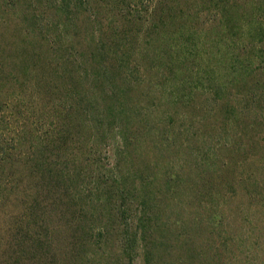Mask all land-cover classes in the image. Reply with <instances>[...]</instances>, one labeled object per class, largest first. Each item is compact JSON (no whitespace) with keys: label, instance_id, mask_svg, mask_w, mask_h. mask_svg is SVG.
<instances>
[{"label":"rangeland","instance_id":"1","mask_svg":"<svg viewBox=\"0 0 264 264\" xmlns=\"http://www.w3.org/2000/svg\"><path fill=\"white\" fill-rule=\"evenodd\" d=\"M27 3L0 0V144L3 158L12 159L0 164V264H128L126 236L139 217L131 209L144 197L155 205L157 264H264V89L252 96L260 101L258 115L244 112L237 118L251 105L243 99L246 92L239 93L251 81L224 96L196 92L182 102L143 96L140 86L131 85L126 107L113 106L110 120L124 135L114 145L95 120L87 127L82 122L91 116H85L84 104L97 105L93 116L101 122L108 119L101 99L112 95L113 85L90 78L79 86L82 102L72 112L81 121L68 122L69 114L57 110L58 95L70 87L67 53L51 48L47 62L36 59L33 48L22 49L13 32L27 30L19 13L58 19L30 10ZM71 24L70 34H81L76 61L86 68L77 54L92 51L84 40L89 20L81 16ZM101 59L94 63L99 68L113 65ZM56 63L64 65L57 75L65 76L67 85L54 75L49 92L37 88L33 79L47 78ZM115 84L122 88L120 81ZM62 129V138L56 136ZM48 154L51 161L59 158L52 166L63 176L35 166L39 155ZM95 160L103 164L101 173H94ZM111 176L119 184L108 180ZM101 178L108 184L98 185ZM121 189L130 209L123 216L102 196L110 192L119 203ZM131 254L132 264H146L141 248Z\"/></svg>","mask_w":264,"mask_h":264},{"label":"trees","instance_id":"2","mask_svg":"<svg viewBox=\"0 0 264 264\" xmlns=\"http://www.w3.org/2000/svg\"><path fill=\"white\" fill-rule=\"evenodd\" d=\"M27 1L30 10L39 8L43 12H51L52 17H56L58 21L45 20L43 13L40 15L19 13L27 30L25 33L21 32L20 27L13 30L14 35L20 37L17 43L19 42L18 44L25 50L32 47L31 53H34L36 59L43 57L46 62L50 59L51 48L57 52L62 50L67 53V57L65 56L63 60H68V65L71 66L68 75L70 87L58 95L61 101L58 102L57 110L69 114L66 116L68 122L77 121L72 110L77 109L78 104L82 102L79 86L87 85L90 78L92 81L102 79L103 82L111 83L112 95L101 99L102 110L106 111L108 119L101 122L99 117L93 116L97 105L84 104L85 116H91L86 117L82 122L83 127H87L90 125L88 121L95 120L97 130L100 129L104 136L110 135L114 145L119 134L124 135L122 129L119 132L118 126L114 127L115 121L110 120V117L116 113L113 106L117 103L122 108L123 105L126 107L125 104L131 100L129 97L131 85L140 86L143 96L151 95L167 102H182L187 101L196 92H222L221 96H224L227 89L238 88L241 84L245 86L251 81L252 85L245 87L248 91L238 89L239 93L246 92L243 99L247 98L251 105L240 110L238 115H234L233 106V115L237 118L244 112L258 115L257 107L260 101L256 102L252 96L257 95L259 88L264 89V0ZM81 16L89 20L90 31L86 28L84 40L92 45V51L86 55L83 53L77 55L84 57L83 61L88 63L92 72L76 61V49H79L76 46L77 43H81L80 32L70 34V29L75 26L71 24L72 19ZM61 19L63 23L60 22ZM102 20H106L107 25H104ZM98 57L112 61L113 65L109 67L107 66L109 62H106L102 69L99 68L94 64L97 63ZM53 66L48 69L47 78L43 76L41 80L33 79L37 88L41 85L47 92L53 88L50 83L54 82V75L58 76L57 72L64 65L56 63ZM85 71L87 74L83 75ZM58 77L62 81L61 84L67 85L65 76ZM116 80L120 81L122 88L116 86ZM100 86L103 87L102 82ZM91 89L89 88V91ZM59 93L55 92V94ZM108 100L111 101L109 105L106 104ZM80 121L79 119L77 122ZM80 125L78 124V127ZM113 128L117 129V133H114ZM62 133L63 129L59 130L56 136L60 135L62 138ZM51 140L54 143L53 140L56 138ZM41 145L42 143L40 147ZM46 150L50 153L49 147ZM55 150L58 149L53 151ZM5 153V146L0 144V164L12 160L10 155L3 158ZM51 155L48 154V157L46 155L44 158H39L41 157L39 155L35 166L44 170V173L57 171L59 176L63 171L53 167L59 158L51 161ZM42 161L46 165H41ZM12 163L17 162L12 161ZM12 163L6 164L12 165ZM91 163L94 173L102 172L103 164L96 160ZM110 173L114 171L110 169ZM108 180L119 184L116 177L111 176ZM108 180L101 178L98 185L108 184ZM119 191V196L117 195L119 203L110 192L102 191V196H105L104 200L112 212L114 208H118L117 211L123 216L130 209L125 205L127 201L124 196L125 190ZM142 199L144 200L142 204L131 209V212L138 214L139 217L134 231L126 236L128 264H132L135 255L132 256L131 253H136L138 248L143 250L146 264H157L159 241L155 236L156 226L153 225L155 205L151 199L146 197ZM124 228H129L128 223Z\"/></svg>","mask_w":264,"mask_h":264}]
</instances>
